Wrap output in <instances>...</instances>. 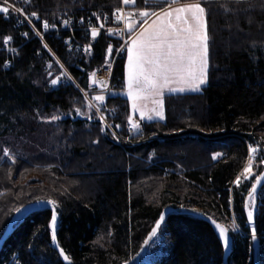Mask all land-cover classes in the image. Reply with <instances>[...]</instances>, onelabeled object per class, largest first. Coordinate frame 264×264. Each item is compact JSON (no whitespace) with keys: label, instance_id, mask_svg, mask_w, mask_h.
<instances>
[{"label":"trees","instance_id":"obj_1","mask_svg":"<svg viewBox=\"0 0 264 264\" xmlns=\"http://www.w3.org/2000/svg\"><path fill=\"white\" fill-rule=\"evenodd\" d=\"M189 1L196 0L178 3ZM8 2L22 9L20 13L35 11L39 19L30 18L38 29L45 20L75 19L93 10L111 16L122 6V0ZM170 3L147 0V8L157 12ZM145 6V0L124 5L128 10ZM203 6L209 36L208 82L197 92L164 95V119L141 121V132L130 137L124 57L113 62L115 86L104 101L111 115H104L120 126L119 140L106 128L101 131L103 123L78 89L51 85L50 57L38 37L23 36L30 28L19 22V14L11 10L0 14V236L16 209L53 197L57 243L72 264H125L166 207L197 208L229 227L227 264H252L254 241L244 204L256 175L264 170L260 162L264 159V0H203ZM6 36L12 37L8 45L3 43ZM90 37L85 31L69 30L58 37L53 33L43 37L85 90L91 71L112 61L120 47L119 40L102 31L90 56L68 50L66 38L88 41ZM110 44L113 52L108 56ZM77 108L88 115L78 119ZM54 115L61 119L52 121ZM250 145L259 149L253 176L251 180L241 176L237 186L234 181L247 163ZM4 148L14 162L3 156ZM217 153L219 157L213 159ZM33 172L41 178L28 179ZM51 216L50 208L24 216L0 246V264H64L51 245ZM163 224L173 249L163 264H224L225 248L208 221L172 212ZM254 228L264 256V196L260 195Z\"/></svg>","mask_w":264,"mask_h":264},{"label":"snow or ice","instance_id":"obj_2","mask_svg":"<svg viewBox=\"0 0 264 264\" xmlns=\"http://www.w3.org/2000/svg\"><path fill=\"white\" fill-rule=\"evenodd\" d=\"M30 3L31 0H25ZM122 3L127 6L135 5V0H122ZM145 8L139 11V17L142 18L139 31L136 30V21L131 20L132 13L124 15L121 8L114 9L113 15L117 22H124V29H107L110 35L119 34L124 36L128 34L127 40L121 45L119 50L127 51V68H126V95L131 100L133 112H139L140 119L152 121L154 119H164L163 96L165 92L183 93L186 91L197 92L202 86L208 82V43L209 36L207 33L206 16L207 9L203 6V0H196L192 3L178 4V0H171L167 10L159 12H150L147 8V0H145ZM173 4L178 6L172 7ZM10 10L20 13L23 10L9 4L8 0H0V14L7 15ZM31 16L37 17L38 14L34 11ZM83 19V18H82ZM99 19V17H97ZM105 21L108 19L104 17ZM67 26L70 21H63ZM103 23L100 27H91V36L95 39L100 28H103ZM50 27L47 20L43 21V29L48 30ZM52 27H55L52 25ZM40 35L39 32L36 33ZM27 35V33H24ZM12 37L6 36L3 39L4 45H8ZM47 47V45H45ZM90 49V45L85 46V51ZM113 52L112 45L108 46L107 54L111 56ZM106 63L108 61L106 60ZM7 66V62H6ZM63 67V65H61ZM51 75V73H49ZM91 77H96V73L90 74ZM61 77L70 79L67 71H63L54 79H51V85L55 86L61 81ZM92 84H100L101 89L108 87L107 82L103 80L93 79ZM87 99V93H85ZM92 100L96 103H89L88 108L91 110L96 108L97 114L100 112V104L105 101V96L95 95ZM151 101L152 107L148 108L145 101ZM77 115H88L87 112H82L81 109H75ZM52 121L61 119L60 116H52ZM91 119V117H89ZM99 119L104 122V116L100 115ZM128 123L131 129L140 131V123L134 121L132 116L128 117ZM109 125L101 128L104 131ZM115 127H120L116 125ZM115 136V133H113ZM98 143V141L96 142ZM259 151L257 147L249 146V156L245 167L241 174L237 175L234 184L237 186L241 183V176L245 180H251L253 176V161L256 159V154ZM219 153L213 155V159L219 157ZM3 156L9 157V149H3ZM14 162V158H13ZM264 164V159L260 161ZM264 196V173L256 175L255 182L252 183L251 189L245 198V207L247 211V219L249 222L254 221V210L257 203V196ZM48 204L52 206L51 216V234L52 239L56 240L57 230V211L56 202L49 200ZM17 212L20 209H16ZM164 215L157 220L156 226L153 227L149 238L157 235ZM215 227L219 231V236L222 239L224 248L230 246L229 227H225L220 223H216ZM231 229L234 231L237 228L235 218H233ZM253 239L256 238V229L252 228ZM147 244L148 241L145 240ZM60 255L64 261L70 262V258L65 254L64 249L60 248ZM127 264V262H125Z\"/></svg>","mask_w":264,"mask_h":264},{"label":"built area","instance_id":"obj_3","mask_svg":"<svg viewBox=\"0 0 264 264\" xmlns=\"http://www.w3.org/2000/svg\"><path fill=\"white\" fill-rule=\"evenodd\" d=\"M123 10V13L125 16H127L128 13H132L131 16V20H140L141 17H139V11L140 10H128L125 8H121ZM19 14V22L20 21H24L28 24L30 31H26L24 33H27V35H24V37H38L41 42L42 45L44 46L45 50L47 51L48 55H49V66L51 68V74L53 76V79L56 78L57 76L60 75L61 72L63 71H67L68 73V77H70V79L61 77V81L58 83L59 84H65V85H71L73 87H75L76 89H78L82 95L85 96V93H94V92H99V93H108L109 91H111L114 88V83L112 82V64L113 62L116 60V58H121L124 57V50H119L121 45L124 43V41L126 40L125 38V34L123 37H121L119 34L117 35H111L113 36L115 39L120 41V47L117 49V51L115 52V55L113 56L112 61H109L108 63H104L102 65H98L96 66L91 73L95 72L96 73V77H91L89 75V88L86 91H83L81 88L80 83L78 82V80L76 79V77H74L72 75V73L69 71V69L65 66V64L55 55V53L47 46L45 47V45H47L43 39L45 34L48 33H53L56 37H58L62 31L65 30H69L72 34L74 31H85L88 34L91 35V31L90 28L91 27H97L99 28L101 23H103V28H100V32L105 31L107 32V29L111 28V29H124V22L123 21H119L117 22L115 20V17L112 13L111 16H108L107 14H105L104 12H101L99 10L97 11H91L89 14L85 15L84 17H79V18H71L68 16H60L58 17L55 21L49 22V29L45 30L43 29V26L38 29L36 28L32 22H31V14H23V13H17ZM107 16L108 19L105 21L104 17ZM97 17H99V19H97ZM83 18V19H82ZM68 20L70 21V23L65 26V24L63 23V21ZM52 25H54L55 27H52ZM39 32L40 35H37L36 33ZM108 33V32H107ZM109 34V33H108ZM96 39V38H95ZM92 38V36L90 37V40L88 41H80L78 39H70V38H66V43L68 46V50L72 51L73 53H77L79 55L82 56H90L92 53V43L95 40ZM90 45V49L88 51H85V46ZM111 45V44H110ZM39 55V54H38ZM7 62V61H6ZM8 64V62H7ZM61 65H63V67H61ZM90 73V74H91ZM93 79H97V80H103L107 82L108 87L106 89H101L100 84H92V80ZM103 113V112H102ZM105 113L106 115H111V109L106 108L105 109ZM104 114V113H103ZM98 115H101L98 114ZM106 116H104V125H109L110 127H106V130L108 131V133L115 138L116 140H119V136L117 135V130L115 127V124H112L111 122H109L107 119H105ZM141 130V127H140ZM140 132V131H139ZM136 130L131 129V127L129 126L126 129V133L127 135L133 136L136 133H139ZM113 133H115V136H113Z\"/></svg>","mask_w":264,"mask_h":264},{"label":"water","instance_id":"obj_4","mask_svg":"<svg viewBox=\"0 0 264 264\" xmlns=\"http://www.w3.org/2000/svg\"><path fill=\"white\" fill-rule=\"evenodd\" d=\"M78 119H81V116L78 115L77 116ZM75 119V118H74ZM88 120H92V119H88ZM264 173V170L263 172ZM248 195V194H247ZM247 197V196H246ZM246 203V202H245ZM40 208H50L52 210V206L50 204H48V201H34V202H30V203H27L23 206H21L20 208V211L17 212L15 211L13 213V215L11 216L9 222L7 223V226L3 232V234L1 235L0 237V246L2 245L3 241L5 240V238L12 232V230L16 227V225L19 223V221L24 217L26 216L29 212L31 211H34V210H37V209H40ZM256 209V207H255ZM248 210H246V213H247ZM172 212H175V213H185V214H189V215H194V216H197L199 218H202L206 221H208L211 226L214 228V230L217 232L218 236H219V231L218 229L215 227V224L213 223V221H215L213 218H211L206 212H204L203 210H199V209H195V208H173V207H166L165 210H163L161 212V214L159 215V217L157 218V220L161 217V215L163 214L164 215V220L166 218V216L169 214V213H172ZM255 212V210H254ZM22 217L18 220V222L15 223L16 219L19 217L20 214H22ZM156 220V222H157ZM164 220L162 221L160 227L163 225L164 223ZM57 221H58V213H57ZM156 222L154 224L153 227L156 226ZM216 223H218L217 221H215ZM248 225H249V231H250V234L252 236V228H254V221L253 222H249L248 221ZM153 229V228H152ZM151 229V230H152ZM51 233V232H50ZM151 233V231H150ZM149 233V234H150ZM149 234L147 235L146 239H148L149 237ZM220 237V236H219ZM253 238V236H252ZM221 239V238H220ZM254 240V254H253V264H257V261H258V256L260 255V251H259V240H258V237H257V233H256V238L253 239ZM222 241V240H221ZM51 245L52 247L58 252L59 254V257L60 259L62 260V262L64 264H69V262H66L64 261L63 257L60 255V247L58 246V243H57V236H56V240L54 241L52 239V234H51ZM144 249H145V241L143 242V244L141 245V247L139 248V250L137 251L135 257H134V263L135 264H140V257H141V254L144 252ZM230 250V246L228 248H225V252H224V264H227L226 262V257H227V254ZM66 254V253H65ZM71 262V261H70ZM72 264V262H71Z\"/></svg>","mask_w":264,"mask_h":264},{"label":"rangeland","instance_id":"obj_5","mask_svg":"<svg viewBox=\"0 0 264 264\" xmlns=\"http://www.w3.org/2000/svg\"><path fill=\"white\" fill-rule=\"evenodd\" d=\"M82 88V87H81ZM82 90L83 91H86L85 89H83L82 88ZM88 90V89H87ZM110 92V91H109ZM108 92V93H109ZM100 94H102V93H99V92H94V93H90V92H88L87 93V99L85 98V96H84V98H85V100H86V103H87V105L91 102V103H96V102H94L93 100H92V97H94L95 95H100ZM102 95H104L105 96V98H106V96H107V93H103ZM105 107H104V102L102 103V104H100V112H99V114L101 113V115H103V116H105L103 113H105ZM91 111H92V113H93V115L95 116V118H97V119H99V116L100 115H98L97 114V112H96V108L95 107H93L92 109H91ZM103 112V113H102ZM132 117H133V119H134V121H136V122H141V121H143V120H139V118H135L133 115H132ZM105 119H107L106 117H105ZM158 119V118H157ZM100 120V119H99ZM101 121V120H100ZM105 125H104V123H103V127H104ZM141 126V125H140ZM142 130V129H141ZM141 130H140V132H141ZM139 132V133H140ZM42 138V140H38V141H40L39 142V144H42L43 143V140H44V137H41ZM42 142V143H41ZM46 145V144H45ZM30 147H32V148H36V147H34V146H30ZM30 147H28L27 146V148H25V149H29ZM38 148V147H37ZM10 155V154H9ZM11 156V155H10ZM9 156V158L10 159H13L12 157H13V155L10 157ZM242 171H243V169L241 170V173H242ZM263 172V171H262ZM30 178H28V179H30L31 180V178L33 179V178H41V175H38L37 173H35V172H33V173H31L30 174V176H29ZM247 196V195H246ZM49 200H53V201H55L56 202V205H57V201L55 200V198H53V197H48L46 200H40V201H49ZM245 202H246V199H245ZM56 205H55V207H56ZM245 205V204H244ZM195 209H197V208H195ZM199 210H201V209H199ZM245 210H248L246 207H245ZM9 222V221H8ZM7 226V225H6ZM51 227V226H50ZM6 228V227H5ZM161 228V227H160ZM162 228H163V232H162ZM162 228L159 230L160 232H159V234H158V236H157V238L154 240V242L153 243H151V246H150V242H151V239L149 240V243H148V246L146 247V249H145V251L141 254V257H140V264H163V261L166 259V258H168L169 256H171L172 255V252H173V249H172V242H171V240H170V238H169V235H168V233H167V230L165 229V226H164V224L162 225ZM3 234V233H2ZM1 237V236H0ZM252 237V236H251ZM253 239V238H252ZM254 241V240H253ZM143 244V243H142ZM253 254H254V246H253ZM136 255V254H135ZM135 255L132 257V259L129 261V262H127V264H133L134 262V257H135ZM261 258H262V260H264V256H261V255H259L258 256V261H257V264H259V262H260V260H261ZM252 264H253V258H252ZM260 264H261V262H260Z\"/></svg>","mask_w":264,"mask_h":264},{"label":"crops","instance_id":"obj_6","mask_svg":"<svg viewBox=\"0 0 264 264\" xmlns=\"http://www.w3.org/2000/svg\"><path fill=\"white\" fill-rule=\"evenodd\" d=\"M192 2H196V1L179 2L178 4L192 3ZM168 6H169V5H168ZM168 6L164 7V8L161 9V10H167ZM175 6H178V5H177V4H173V5H172V7H175ZM120 8H125L123 3H122V6H121ZM161 10H159V11H161ZM159 11H157V12H159ZM140 20H142V18H141ZM140 20H134V21H136V25H137L138 21H140ZM139 26H140V25H139ZM139 26L136 28L137 31L141 30ZM124 27H125V25H124ZM125 34H126V32H125ZM126 40H127V38H126ZM126 68H127V51H126V49H125V50H124V91H123V95H124L125 97H127V95H126V83H125V80H126ZM203 86H204V85H203ZM203 86H202V87H203ZM189 92H193V91H186V92H183V93H189ZM166 94H171V93H169V92H165L164 95H166ZM127 99H128V101H129V104H130V116L133 115L135 118H139V120H141V119H140L139 112H138V111L135 112V113L133 112L132 107H131V104H132L131 100H130L128 97H127ZM145 104L147 105L148 108H151V107L153 106V105H152V102H151L150 100H149V101H145ZM143 120H147V119H143Z\"/></svg>","mask_w":264,"mask_h":264},{"label":"bare ground","instance_id":"obj_7","mask_svg":"<svg viewBox=\"0 0 264 264\" xmlns=\"http://www.w3.org/2000/svg\"><path fill=\"white\" fill-rule=\"evenodd\" d=\"M23 214H24V213H22V214L19 215V217L16 219L15 223L18 222V220L22 217ZM161 228H162V226H161ZM161 228L158 229V231H157V235H156V236L151 237V238L148 237V239H151L150 246H151V243H153L154 240L157 238V236H158V234H159V232H160L159 230H160ZM1 235H2V234H1ZM148 239H147V240H148ZM221 240H222V239H221ZM144 250H145V249H144ZM133 262H134V261H133ZM260 262H261V264H264V260H262V258H261ZM260 262H259V264H260ZM133 264H135V263H133Z\"/></svg>","mask_w":264,"mask_h":264}]
</instances>
